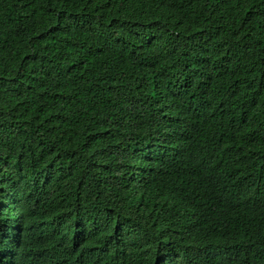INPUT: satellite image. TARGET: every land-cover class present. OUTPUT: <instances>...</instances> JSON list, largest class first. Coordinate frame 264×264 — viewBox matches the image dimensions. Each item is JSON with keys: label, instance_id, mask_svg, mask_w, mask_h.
<instances>
[{"label": "trees", "instance_id": "trees-1", "mask_svg": "<svg viewBox=\"0 0 264 264\" xmlns=\"http://www.w3.org/2000/svg\"><path fill=\"white\" fill-rule=\"evenodd\" d=\"M0 264H264V0H0Z\"/></svg>", "mask_w": 264, "mask_h": 264}]
</instances>
